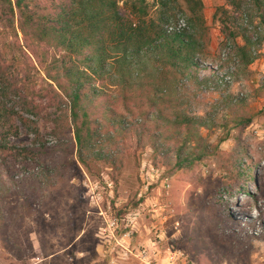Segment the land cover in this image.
I'll use <instances>...</instances> for the list:
<instances>
[{"label":"rangeland","instance_id":"374dc122","mask_svg":"<svg viewBox=\"0 0 264 264\" xmlns=\"http://www.w3.org/2000/svg\"><path fill=\"white\" fill-rule=\"evenodd\" d=\"M202 1L199 74L217 72L225 79L203 91L188 83L181 91L183 108L208 121L201 135L215 151L232 154L241 139L252 159L251 167L243 160L248 178L233 184L216 159L179 170L173 142L156 150L134 129L125 132L121 119L116 131L105 127L83 150L88 169L79 161L73 134L53 129L48 115L56 110L37 100L39 117L25 116L38 123L39 135L19 123L18 136H0L2 145L17 149L9 158L16 175L28 169L27 178L35 180L0 196V219L7 224L5 233L0 230V264H264V23L250 0ZM146 3L152 18L166 13L171 26L188 24L181 0ZM221 7L232 14L239 44L244 36L256 43L250 65L238 63L215 19ZM229 97L244 102L254 116L242 133L222 127ZM134 212L138 219L128 226L125 218Z\"/></svg>","mask_w":264,"mask_h":264},{"label":"trees","instance_id":"16d2710c","mask_svg":"<svg viewBox=\"0 0 264 264\" xmlns=\"http://www.w3.org/2000/svg\"><path fill=\"white\" fill-rule=\"evenodd\" d=\"M181 1L188 24L178 32L169 31L166 13L152 18L146 0H0L1 138L18 136L19 123L39 135L38 123L25 114L39 117L36 109L42 106L35 102L46 101L56 110L48 115L53 129L73 134V147L88 169L83 150L105 127L116 131L115 122L121 119L125 132L134 129L156 150L173 142L179 170L216 159L233 184L242 176L247 179L251 170L243 160L249 159L251 167L252 159L241 139L232 154L215 151L201 135L202 129H209L208 121L183 108L181 91L188 83L198 91L217 89L225 76H200L204 4ZM250 1L264 23L263 0ZM231 16L221 7L215 19L232 42L238 63L250 65L256 43L244 36V44H239ZM259 89L264 92V82ZM226 101L229 119L222 127L233 125L242 133L254 116L244 110V102L230 97ZM2 139L0 196L23 180L35 181L27 178L28 169L25 176L16 175L9 158L17 149L2 145ZM23 151L28 155L31 149ZM5 228L1 218L0 230L5 233Z\"/></svg>","mask_w":264,"mask_h":264},{"label":"built area","instance_id":"2783aa9c","mask_svg":"<svg viewBox=\"0 0 264 264\" xmlns=\"http://www.w3.org/2000/svg\"><path fill=\"white\" fill-rule=\"evenodd\" d=\"M186 26H187V24L185 23V21H182V20H181V21L177 24L176 27L170 26V27H169V31H178V32H180L181 30H183L184 28H186ZM138 216H139V213H138V212H134V213H132V214H129V215L126 216V218H125V222L127 223L128 226H130V224L133 225L134 222L137 221ZM114 225H115V222H114ZM128 237H130V234H127V233H126V234L124 235V238H128Z\"/></svg>","mask_w":264,"mask_h":264}]
</instances>
